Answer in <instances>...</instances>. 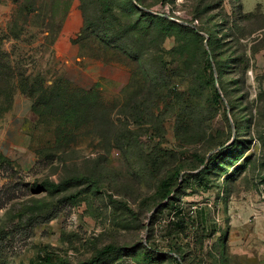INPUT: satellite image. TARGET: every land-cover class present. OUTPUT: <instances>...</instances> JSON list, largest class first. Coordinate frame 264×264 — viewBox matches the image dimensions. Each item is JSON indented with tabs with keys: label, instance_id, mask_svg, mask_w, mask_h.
<instances>
[{
	"label": "rangeland",
	"instance_id": "374dc122",
	"mask_svg": "<svg viewBox=\"0 0 264 264\" xmlns=\"http://www.w3.org/2000/svg\"><path fill=\"white\" fill-rule=\"evenodd\" d=\"M109 245L264 264V0H0V264Z\"/></svg>",
	"mask_w": 264,
	"mask_h": 264
},
{
	"label": "trees",
	"instance_id": "16d2710c",
	"mask_svg": "<svg viewBox=\"0 0 264 264\" xmlns=\"http://www.w3.org/2000/svg\"><path fill=\"white\" fill-rule=\"evenodd\" d=\"M157 18L159 19V21L161 22H164L166 21V18L164 16H157ZM169 23H173L172 21H170ZM109 33L110 32H105L104 34V37H102V40L104 42H107L109 43L110 42V36H109ZM110 44V43H109ZM124 45L126 46V52H128V54L131 56L134 52V49L133 47L130 46V44L128 43H124ZM91 95H95V94H98V90H95V89H92L90 92H89ZM219 95V94H218ZM67 98L69 97V95L66 96ZM95 97V96H94ZM220 97V96H219ZM70 99V98H68ZM79 105V106H78ZM84 106V102H78L77 105H75V109L77 110V107H83ZM71 180L67 181V182H51V181H43L41 183H36L35 186L37 187H41V188H44V189H47V190H50V191H57V190H60L61 187H63L64 184H67L68 182H71ZM171 192V188L170 186L167 187L165 189V198H168L169 194ZM171 226L172 227H176L177 229H183V226L180 224V221L179 222H171ZM118 248L115 247V246H112V245H109V246H106L104 247L103 249L99 250L97 252V255L95 257H93L89 263H92V264H95V263H98V262H101L102 259L108 255L109 253H111L112 251L114 250H117ZM145 257L148 259V260H152L154 258V256H152V254H149V253H145L144 254ZM37 264H58V263H54L49 256L45 257L43 260H41V262H38Z\"/></svg>",
	"mask_w": 264,
	"mask_h": 264
}]
</instances>
